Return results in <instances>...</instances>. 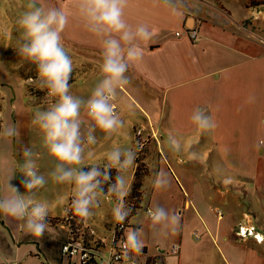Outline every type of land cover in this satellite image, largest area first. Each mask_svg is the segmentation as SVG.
I'll list each match as a JSON object with an SVG mask.
<instances>
[{
    "label": "crops",
    "instance_id": "0c3cea01",
    "mask_svg": "<svg viewBox=\"0 0 264 264\" xmlns=\"http://www.w3.org/2000/svg\"><path fill=\"white\" fill-rule=\"evenodd\" d=\"M40 2L68 14L61 43L72 58L93 65L91 73L81 76H74L79 66H73L69 81L70 94L87 100L103 78L99 66L107 37L89 30L76 0ZM26 3L0 0V132L8 125H15L19 131L11 139L0 135V159L4 153L5 159L18 165L14 177L24 191L26 177L20 171L24 150L30 148L38 154L39 173L47 183L33 192L48 204V216L62 219L73 200L72 186L58 184L49 177L55 162L48 155L43 134L32 124L34 113L47 110L57 98L47 93L29 95L25 84L32 78L20 76L26 59L19 55L24 41L18 20L27 11ZM123 18L133 31L144 25L153 35L146 41L133 42L142 49L143 56L129 62L126 75L130 82L117 89L111 102L124 127L107 140L97 130V144L86 149L93 156L85 163L104 167L108 163L106 153L114 147L135 151L136 133L149 132L151 126L161 134V140L160 147H149L142 208L126 218L130 229L147 231L149 237L142 248L145 253L130 255L128 261L119 264H130V260L138 264L158 260L183 264V234L190 220L199 229L192 235L195 231L200 235L199 239L193 236L200 242L191 252L193 264H264V240L237 234L244 225L255 227L264 237V0H128ZM192 29L198 31L195 43L188 36ZM112 35L119 39V34ZM121 43L126 58L128 45ZM197 109L213 117L214 129L197 126L192 120ZM81 120L86 125V136L92 121L84 108ZM169 135L180 142L179 152L168 146ZM134 169L135 165L123 173L129 190ZM161 171L168 184L157 189L154 180ZM116 202L117 198L101 196L92 216L110 224ZM157 205L180 218L178 232L153 229L146 209ZM58 207L64 216L57 214ZM2 215L5 218L0 231L12 233L6 215ZM48 228L60 234L62 245L68 240V231L62 226ZM174 243L181 245L179 256L167 253ZM101 255L105 264L108 251ZM52 263H64L61 251Z\"/></svg>",
    "mask_w": 264,
    "mask_h": 264
},
{
    "label": "clouds",
    "instance_id": "9594fccd",
    "mask_svg": "<svg viewBox=\"0 0 264 264\" xmlns=\"http://www.w3.org/2000/svg\"><path fill=\"white\" fill-rule=\"evenodd\" d=\"M127 2L76 0L78 11L86 20L89 30L107 37L103 40L102 63L99 66L103 78L87 100L70 94L73 62L61 43V33L68 23V14L61 8L46 7L40 0H27V11L18 20L24 41L19 48V55L36 65L39 88L46 89L49 96L57 98V102L47 110H37L32 119V124L43 134L48 155L55 162L48 175L58 184L72 186V210L85 219L94 214L93 209L98 206L99 198L105 193L104 185L107 184L108 193L117 198L112 208V216L117 223H122L130 213L124 204L129 185L123 173L134 165L136 152L127 147H114L106 153L108 163L104 167L88 166L85 161L93 156L86 149L89 145L97 144V130L104 133V139L107 140L124 127V121L115 114L111 102L116 98L117 89L130 82L126 75L129 62L139 61L143 56L142 49L133 42L137 39L146 41L153 35L144 25L133 31L126 23L123 16ZM113 33L119 34V39ZM121 42L128 45L126 58ZM82 108L86 109V116L92 121L86 136L81 132ZM192 120L202 130L216 127L213 117L203 109H197ZM0 135L11 139L18 136L19 131L15 125H8ZM167 144L173 151H180V142L175 137L169 135ZM23 156L20 171L26 177L23 183L28 194H21L9 183L11 194L0 197V214L22 221L21 230L40 237L48 227L49 207L45 201L36 197L33 190L43 188L47 180L39 173L38 154L26 148ZM111 169L117 171L114 182H110ZM167 184L166 175L162 171L158 172L154 187L160 189ZM147 215L153 229L163 233L168 230L173 233L179 231L180 218L163 207L157 205L149 209ZM125 235V252L130 250L139 254L143 248L141 230L129 229ZM105 264H109V258L105 259Z\"/></svg>",
    "mask_w": 264,
    "mask_h": 264
},
{
    "label": "rangeland",
    "instance_id": "374dc122",
    "mask_svg": "<svg viewBox=\"0 0 264 264\" xmlns=\"http://www.w3.org/2000/svg\"><path fill=\"white\" fill-rule=\"evenodd\" d=\"M76 58L73 59V62H76V64H78L79 62H86L88 66L92 65V63L87 60ZM21 71V77H24L25 79L32 78V80L29 79V81L25 84L26 90L29 95L42 96L47 93L46 89L41 90L38 86L40 81L37 76L35 64L25 60V64H23ZM0 106L2 108L1 98ZM145 134H148V132H146ZM159 135L161 134L159 133ZM147 146L150 147L151 143H148ZM3 155L4 153H2V157L0 159V196L11 194L9 183L11 186L16 187L21 194H27L26 192H24L26 191L25 189L24 191H22L18 183V179L14 177V175L18 171V165H14V162L11 163L9 159H5V156ZM144 155L146 154H143V157ZM56 212L57 214L63 216L65 215L63 209L60 207L57 208ZM1 217L2 219L0 220V224L5 216L2 215ZM91 217L93 219H91ZM91 217L87 218L84 229L87 232H90L92 237L100 241L101 243H104L109 247L114 245V232L118 223L116 221H113L110 224H103V222H98V220L95 219L96 217ZM6 220L8 222V225L10 226V229L12 230V233H3L0 231V264L4 261L15 264H53V261H57L59 259V253L62 249L60 234L50 232L52 231V229L47 227L42 236L34 237L21 230L20 224L22 223V221H18L10 216H6ZM194 230L199 229L197 227H194L193 221L190 220L186 228H184L183 234L182 244L186 247V249L183 247L181 253L183 264H193V254H191V252L193 251L194 247L197 248L200 243L199 240L195 239L192 235V232ZM141 233V240L143 242H147V238L149 237L147 231L143 230ZM149 241L152 243V238H150Z\"/></svg>",
    "mask_w": 264,
    "mask_h": 264
},
{
    "label": "built area",
    "instance_id": "2783aa9c",
    "mask_svg": "<svg viewBox=\"0 0 264 264\" xmlns=\"http://www.w3.org/2000/svg\"><path fill=\"white\" fill-rule=\"evenodd\" d=\"M177 35L180 36V33H177ZM188 36L191 39V41L195 43L198 40L197 29H192L191 31H189ZM114 111H116V109H114ZM85 129H86V125L82 123L81 132H82V135L84 136H85L84 134ZM149 129L150 130L148 134H145V131H141V130H139L136 133V136L139 139V141L137 142V147L139 148V154H143L141 152L143 148L145 147L148 138L153 139L156 142L157 146L160 147L161 138H160L159 133L152 126ZM149 209L150 208L146 209V213L148 212ZM69 213L71 214L74 213L72 210V202H70L68 206V212H67L66 217H68ZM86 220L87 219L85 218H81L79 222L80 224H82L83 229L85 227ZM127 225L128 224H126V226ZM125 231H126L125 224L118 223L116 230L114 232V240H115V235L118 233L119 234L122 233L123 236L120 237L119 242L117 244H114L115 249L111 248L110 250H107L109 264H119L123 261L129 260V256L125 255V249H124V243L126 240ZM82 232H83L82 230L80 231L77 230L73 235L69 236L68 240L62 245L61 255H62V259L64 263L65 264H102L103 258H102L101 253H94L85 247L83 241L81 240ZM237 234L240 237L253 236L257 241H260V242L264 240V237L259 232H257L256 228L253 226L247 227V226L241 225L238 229ZM193 236L197 239L200 238V235L197 231L193 233ZM87 240L88 238L86 239V241ZM180 251H181V245L178 243H174L171 245L167 253L170 256H179ZM1 264H15V263H8L4 261ZM130 264H138V263L136 261L130 260Z\"/></svg>",
    "mask_w": 264,
    "mask_h": 264
},
{
    "label": "trees",
    "instance_id": "16d2710c",
    "mask_svg": "<svg viewBox=\"0 0 264 264\" xmlns=\"http://www.w3.org/2000/svg\"><path fill=\"white\" fill-rule=\"evenodd\" d=\"M68 55L70 56V58L73 59L75 57L72 58V55L68 53ZM78 62V60H77ZM79 66V68H77V71L74 72V76L76 75H88L89 73L92 72L93 66L92 65H87L86 62H79L78 64H76V62H73V66ZM77 66V67H78ZM149 90H151L152 92H155L157 94V91L155 89L149 88ZM2 111V108L0 106V113ZM0 131H1V125H0ZM146 133V132H145ZM139 141L138 137L136 136L135 139V152H136V159H135V169H134V176H133V182L132 185L130 187L129 193L127 195V197L125 198L124 204L125 206L130 209V213L129 215L133 214L135 211L139 210L142 208V203L144 201V194L142 193V188L144 187L143 181L144 178L148 175V162H147V156H148V152H149V146L148 143H151V145H156V142L151 139L148 138L147 139V143L145 145V147L143 148L142 152L143 154H139V148L137 147V142ZM150 145V144H149ZM145 152V153H144ZM111 176H112V181L110 182H114L115 181V177L117 176V171L116 170H111ZM105 188V193L104 195L106 197L111 196L112 199H116V197L114 195H112L111 193H108L107 188L108 185H104ZM81 218L79 216H77L76 214H71L69 213L68 217H65L63 219L60 218H56V217H51L48 216L47 218V224L48 226H62L64 227L67 231H68V235L71 236L73 235L77 230L80 231L82 230V237L81 240L83 241L84 245L86 248H88L90 251L94 252V253H102L106 250H110L115 249V245L112 246H107L104 243H101L100 241L94 239L91 235L90 232H87L85 229H83L82 224H80ZM127 219H125L122 223L125 224V230L127 231L128 229H130V227L127 224ZM134 229V228H133ZM123 236L122 233H118L115 235V244H117L119 242L120 237ZM88 238V240L86 241V239ZM114 247V248H113ZM145 250L142 249V251L139 254H144ZM137 253L132 252V251H127L125 252V255L130 256V255H136ZM153 264H164L163 261L158 260L156 262H154Z\"/></svg>",
    "mask_w": 264,
    "mask_h": 264
}]
</instances>
